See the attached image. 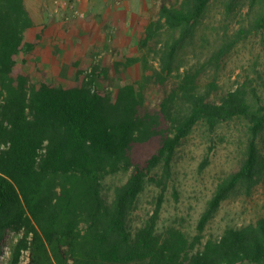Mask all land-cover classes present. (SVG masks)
Returning <instances> with one entry per match:
<instances>
[{
  "label": "trees",
  "instance_id": "1",
  "mask_svg": "<svg viewBox=\"0 0 264 264\" xmlns=\"http://www.w3.org/2000/svg\"><path fill=\"white\" fill-rule=\"evenodd\" d=\"M242 1L227 0L228 13ZM246 1L249 20L203 45L207 54L186 69L185 50L212 0L163 2L140 38L159 65L145 59L140 79L116 84L115 63L62 84L26 70L21 53L42 36L25 41L33 24L26 0H0V240L9 226L23 229L12 264L24 251L27 264H264V215L205 233L224 201L251 193L264 175V84L246 77L221 92L215 77L241 41L264 29V0ZM164 34L161 45L149 43ZM232 122L245 148L218 180L196 232L178 221L161 226L172 187L180 199L177 150L195 130L219 135ZM147 189L156 193L153 213L136 225Z\"/></svg>",
  "mask_w": 264,
  "mask_h": 264
},
{
  "label": "rangeland",
  "instance_id": "2",
  "mask_svg": "<svg viewBox=\"0 0 264 264\" xmlns=\"http://www.w3.org/2000/svg\"><path fill=\"white\" fill-rule=\"evenodd\" d=\"M55 1L26 0L33 24L25 31V41L35 42L38 33L42 34L41 41L33 49L26 52V46L21 53L29 73L38 78L46 76L49 80L70 84L78 74H91L95 65L109 69L119 63V78L122 79L117 81L116 84H119L140 79L147 70L145 59L158 67L159 60L153 53L150 54L148 47H142L140 38H144L149 25L158 19V12L165 0H80L76 6L81 15L73 12L69 0ZM226 4L227 0H212L197 34L185 50V66L181 70L207 54L203 45L213 46L225 30L235 32L249 18L246 0L237 5L233 13H228ZM163 32L167 34V30ZM165 34L156 35L149 43L161 45L166 39ZM209 73L203 74L204 80L209 78ZM215 77L221 92L235 88L238 83H245L246 77L252 78L253 83L263 85L264 29L241 41ZM234 128L232 122L219 135H212L201 127L177 150L175 186L180 199L176 201L172 187L161 214V226L178 221L191 233L196 232L200 213L218 180L237 167L245 148L244 142L231 134ZM258 146L264 158V133L258 139ZM206 157L209 162L201 169ZM155 195L153 189H147L141 197L136 211V225L153 213ZM263 215L264 175L251 193L239 192L224 201L205 233L208 236L218 235L228 225H241ZM6 235H10L11 249L0 264H12L13 248L23 235V229L16 225L9 226L1 240ZM28 260L29 251H24L19 264H27Z\"/></svg>",
  "mask_w": 264,
  "mask_h": 264
},
{
  "label": "built area",
  "instance_id": "3",
  "mask_svg": "<svg viewBox=\"0 0 264 264\" xmlns=\"http://www.w3.org/2000/svg\"><path fill=\"white\" fill-rule=\"evenodd\" d=\"M70 1V8L73 10V12L77 15H81L80 9L77 8L76 4L80 2V0H69ZM56 3H59V0L55 1ZM10 235H6L3 237V239L0 241V260L3 262L5 257L9 255L10 249H11V241H10Z\"/></svg>",
  "mask_w": 264,
  "mask_h": 264
}]
</instances>
